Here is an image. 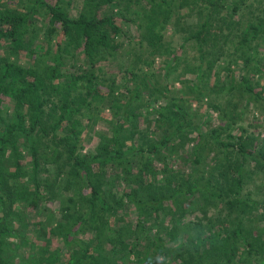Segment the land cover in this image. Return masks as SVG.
Returning <instances> with one entry per match:
<instances>
[{
  "label": "trees",
  "instance_id": "16d2710c",
  "mask_svg": "<svg viewBox=\"0 0 264 264\" xmlns=\"http://www.w3.org/2000/svg\"><path fill=\"white\" fill-rule=\"evenodd\" d=\"M0 264H264V0H0Z\"/></svg>",
  "mask_w": 264,
  "mask_h": 264
},
{
  "label": "rangeland",
  "instance_id": "374dc122",
  "mask_svg": "<svg viewBox=\"0 0 264 264\" xmlns=\"http://www.w3.org/2000/svg\"><path fill=\"white\" fill-rule=\"evenodd\" d=\"M74 13V12H73ZM123 29L124 30H126V32L128 33L129 31H131V29H130V27L128 26V24L127 23H124V25H123ZM171 30L170 29H168V31H167V41H169V43L171 42L173 45H177L178 43H177V37L176 36H172V37H168V36H170L171 35ZM169 38V39H168ZM171 38V39H170ZM126 50H127V44H126V42H124V45H123V47L119 50V54L117 55L118 57L117 58H123L124 57V53L126 52ZM157 67L158 68H162V65L160 64V63H158L157 62ZM103 117H104V119L105 120H109V117L107 118V115L106 114H101ZM96 141H98V139L97 138H93V140L91 141V144H92V146H94V145H96L97 144V142ZM100 141V140H99ZM91 144H85V146L87 147V148H89V146L91 145ZM40 219H42V217L41 216H37V219H33V220H40ZM36 243H39V241H35Z\"/></svg>",
  "mask_w": 264,
  "mask_h": 264
}]
</instances>
